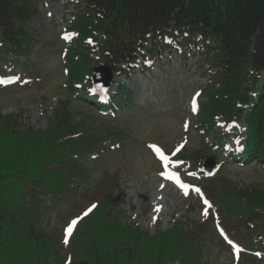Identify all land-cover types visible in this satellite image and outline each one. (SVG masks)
Listing matches in <instances>:
<instances>
[{
  "label": "trees",
  "instance_id": "trees-1",
  "mask_svg": "<svg viewBox=\"0 0 264 264\" xmlns=\"http://www.w3.org/2000/svg\"><path fill=\"white\" fill-rule=\"evenodd\" d=\"M84 2L85 7L74 14L67 29L70 38L67 49H64L66 86L78 95L77 99L104 112H111L117 103L132 102L131 93L121 85L115 88L104 106L97 105L98 96L91 91L93 68L90 65L94 53L102 57L113 74L124 73L141 52L147 51L148 45L152 57L162 54L166 49L162 40L164 36L176 31L200 34L205 41L212 43L206 49V59L208 65L216 67L218 72L205 90L206 101L200 105L195 124L200 126L203 134L215 135L219 123L243 120L246 127L242 133L243 146L241 150L232 148L224 159L245 164L257 161L264 169V0ZM36 13L30 0H0V78L14 76L18 83L22 81L21 77L26 79L34 75L28 49L36 40L27 26ZM20 56L27 58L28 64H19ZM64 112V106H61L42 131L20 132L36 134V141L43 145L21 167L3 171L5 165L0 166V184L10 185L9 189L7 185L0 188V194L8 192V195L3 193L0 196V246L11 242L18 244L21 236L30 235L36 228L34 218L37 213L27 204V201H33L14 189L13 184H37L38 187L54 184L52 188H56L60 198L65 191L70 192L88 183L91 165L96 162L104 164L107 158L128 148L125 145L128 135L123 131V134L119 130L105 132ZM12 119V116L0 117V138L16 132V122ZM77 129L81 130L77 132ZM52 137L56 140L47 143ZM220 140L215 136L206 146L223 149ZM198 158L196 154L179 152L169 164L177 173L187 175L186 178L182 175L185 179L196 182L208 199L218 175L206 177L205 172L211 171H206L205 160ZM217 185L219 194L212 196L214 204L210 202L212 210L219 215L218 219L228 229L230 226L229 232L248 233L254 250L260 248L264 252V189H230L225 184ZM113 190V187L103 189L102 197H97V203L92 204L96 205L94 217L77 232L80 247L75 250L76 264H163L165 250L170 244L180 249L184 237L203 229L213 217L210 215L203 222L193 224H189L188 219L184 223L177 221L169 230L151 236L133 225L122 223L123 212L120 209L114 211L119 199ZM197 205L201 207L199 201ZM86 235L97 240V244L85 243ZM41 251L46 255L52 253L46 244L41 245ZM197 257L198 264H203V253L198 251Z\"/></svg>",
  "mask_w": 264,
  "mask_h": 264
},
{
  "label": "rangeland",
  "instance_id": "rangeland-1",
  "mask_svg": "<svg viewBox=\"0 0 264 264\" xmlns=\"http://www.w3.org/2000/svg\"><path fill=\"white\" fill-rule=\"evenodd\" d=\"M30 1L37 10L27 26L30 35L36 40L28 49L35 73L31 78L21 77L22 81L14 85L2 81L0 117L12 116L17 126L16 132L0 138V166L5 165L3 171H14L21 167L43 147L36 141V134L20 132L44 130L61 106H64L65 115L88 122L87 125L99 127L105 132L123 131L128 135L125 143L128 148L107 158L104 164L96 162L94 166L91 165L88 183L70 192L65 191L60 198L56 188H52L54 184L39 187L37 184H13L14 189L25 193L26 198L33 201H27V204L37 213L34 218L36 228L30 235L21 236L18 244L11 242L0 246V264H76L75 250L80 247L76 234L94 217L93 210L86 216L84 212L97 203L96 198L102 197L106 187H113L114 196L119 199L118 208L114 211L120 209L123 212L120 218L122 223L133 225L151 236L158 231L169 230L177 221L184 223L188 219L189 224L201 223L213 215L203 229L183 238L180 249L170 244L165 250L163 264H198V251L205 257L203 264H264V252L260 248L254 250L248 233L229 232L230 226L228 229L218 219L219 215L212 207L208 208L206 216L203 214L207 207L204 201L214 204L212 196L219 194L217 184L228 185L230 189H264V169L257 161L245 164L224 159L232 148L235 151L243 145L240 134L244 127L242 120L238 121L236 129L230 130L229 136L225 135L228 125L219 126L215 135H205L200 126L195 124L197 114L189 106V101L209 83L200 67V42L198 46H182L178 41H170L169 44L175 49H167L162 58H151L145 52L130 71L115 73L109 88L111 91L108 89L107 95H112L117 86L124 85L131 93L132 102L117 103L110 115L95 105L81 102L77 99L78 95H74L66 86L63 52L67 47L60 38L67 35L66 29L70 28L74 14L85 7L84 0ZM91 58V68L97 67L99 63L105 64L99 54L94 53ZM27 60L18 57L19 64H28ZM145 63L148 67L144 66ZM98 94L103 96L102 92ZM204 100L201 93L199 102L203 103ZM80 130L77 129V132ZM215 136L221 139L224 149L215 150L206 146ZM55 140L52 137L47 143ZM150 145L161 147L166 154L178 149L182 150L181 154L186 151L199 155L198 159L205 160L204 165L212 160L213 168L207 169L212 171L205 174L209 178L218 175L217 184L213 183L214 190L209 195L211 200L205 197L201 187L192 179L184 180L182 175L185 178L187 175H177L169 163L165 169ZM162 171H166L171 178L162 176ZM181 184L187 186V195ZM3 185L9 189V184H0V188ZM195 188H199L200 193ZM3 193L8 195L7 191ZM73 219H78V222L72 233L67 235L66 244L65 230ZM90 239V235H86L85 243L97 244V240ZM43 244L52 253L44 254L41 251Z\"/></svg>",
  "mask_w": 264,
  "mask_h": 264
},
{
  "label": "snow or ice",
  "instance_id": "snow-or-ice-1",
  "mask_svg": "<svg viewBox=\"0 0 264 264\" xmlns=\"http://www.w3.org/2000/svg\"><path fill=\"white\" fill-rule=\"evenodd\" d=\"M97 90H102V91H105V92L107 91V89H106L103 85H98V86H97ZM198 95H199V93H197V96H198ZM192 103H193V111H195V110H196V107H197L195 97L193 98ZM149 147H151V148L154 149V151L158 154L160 160L163 162L165 169H167V166H168V163H169V157L164 155L163 151L161 150V148H160L159 146H156V145H150ZM173 155H175V153H173ZM161 175H162V176H167L168 178H171L170 176H168V174L166 173V171H162V172H161ZM180 186H181L182 188H184V190H185V195H187V194H188V192H187V186H185V185H183V184H181ZM194 190H195L197 193H200V191H201L199 188H195ZM204 203H205V205H207V207L205 208L203 214L206 216V215L208 214V208H210L211 205L209 204V202H208L207 200H205ZM95 207H96V205H92V206H90V207L84 212V215H85V216L88 215V213L91 212ZM77 222H78V219H73V220L71 221V223L69 224V226L66 228V230H65V231H66V238H65V243H66V244L68 243L67 235H70V234L72 233L73 228H74V226L77 224Z\"/></svg>",
  "mask_w": 264,
  "mask_h": 264
},
{
  "label": "water",
  "instance_id": "water-1",
  "mask_svg": "<svg viewBox=\"0 0 264 264\" xmlns=\"http://www.w3.org/2000/svg\"><path fill=\"white\" fill-rule=\"evenodd\" d=\"M112 71L111 69L105 64H99L97 67L93 68L91 79L94 83V87L97 89L98 85H103L106 89L109 87L112 81ZM214 163L212 160H208L205 163V168L212 169Z\"/></svg>",
  "mask_w": 264,
  "mask_h": 264
},
{
  "label": "bare ground",
  "instance_id": "bare-ground-1",
  "mask_svg": "<svg viewBox=\"0 0 264 264\" xmlns=\"http://www.w3.org/2000/svg\"><path fill=\"white\" fill-rule=\"evenodd\" d=\"M114 80V79H113ZM111 97V96H110Z\"/></svg>",
  "mask_w": 264,
  "mask_h": 264
}]
</instances>
